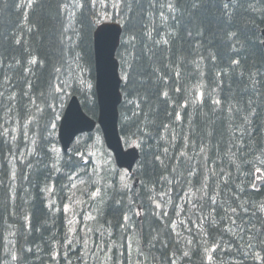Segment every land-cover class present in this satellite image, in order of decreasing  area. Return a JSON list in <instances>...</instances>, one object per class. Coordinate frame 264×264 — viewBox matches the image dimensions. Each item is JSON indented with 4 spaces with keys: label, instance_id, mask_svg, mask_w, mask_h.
<instances>
[{
    "label": "trees",
    "instance_id": "16d2710c",
    "mask_svg": "<svg viewBox=\"0 0 264 264\" xmlns=\"http://www.w3.org/2000/svg\"><path fill=\"white\" fill-rule=\"evenodd\" d=\"M102 14L122 25L118 129L140 151L134 186L111 163L97 174L52 150L58 88L97 117ZM263 27L264 0H0V264H264ZM79 168L93 217L70 237Z\"/></svg>",
    "mask_w": 264,
    "mask_h": 264
},
{
    "label": "water",
    "instance_id": "95a60500",
    "mask_svg": "<svg viewBox=\"0 0 264 264\" xmlns=\"http://www.w3.org/2000/svg\"><path fill=\"white\" fill-rule=\"evenodd\" d=\"M121 33V26L115 22H102L96 26L93 33V52L98 116L95 120L86 115L77 96H71L59 122L58 140L62 150L66 152L78 134L90 133L98 125L117 167L131 172L139 153L136 147L124 149L118 131V107L122 94L119 63L115 54ZM261 33L264 49V28ZM257 177L260 178L261 175L258 174ZM260 184H264V180H258L254 187L258 188Z\"/></svg>",
    "mask_w": 264,
    "mask_h": 264
},
{
    "label": "rangeland",
    "instance_id": "374dc122",
    "mask_svg": "<svg viewBox=\"0 0 264 264\" xmlns=\"http://www.w3.org/2000/svg\"><path fill=\"white\" fill-rule=\"evenodd\" d=\"M102 18H103V21H114L111 16H105L104 14H102ZM118 22V21H117ZM81 72H79V78L81 79V85L83 88H91L92 84H91V81L89 79V77H86L85 78V75H86V72L82 69L80 70ZM83 73H85V75H83ZM59 89V93L61 94L59 96V104H58V109H57V116H58V120L60 119V116H61V113L67 103V94H70V92L68 91V88H58ZM64 90V92H63ZM70 96V95H69ZM57 125H53L52 129H55ZM57 134V128H56V131H55V135ZM79 141V140H78ZM101 145H103L102 143V138H100L97 135H94L92 136V142H91V146L89 147L90 149L87 151L86 154L83 155V159L85 160V165L87 164L88 166V169H90L92 167V160H94V163L96 164L95 165V168L92 169L91 171H96L97 174H100L101 171L105 168L107 162H110V158L107 157V160L104 162L101 160V154H105L104 150L101 149ZM52 150H54L56 156H59L61 155V150L59 148V145H56V146H53ZM33 152V148L28 150V155H31ZM71 154H74L76 156H79L80 155V152L78 153H74L73 150L71 152ZM91 158V161L90 159ZM80 172L81 170L79 169L78 173L75 174V175H69L68 178H70L71 180V190L70 192L68 193V201H70L71 203H73V206L75 208H78V210L76 211V213H74V215L72 216H69V217H66V219H68L67 223L69 225V228L72 229L70 233V237H72L74 235V233L77 231L76 230V227H85L84 225V222L88 221L89 219H91L93 216H92V212L89 211L87 208L85 207H82V204H80V196H79V191L80 189H82V186L83 185V181H85L86 179L83 178V177H78V175H80ZM77 178H80L79 180H77ZM119 178H120V181L121 183H126V184H129V185H132L133 184V181H131L129 179V176L128 175H125V174H121L119 175ZM94 180V182L96 181V185L95 186H86L85 190L88 191V196L89 198H93L95 197L96 195H98V193H100V188H98L99 186V183H100V180L102 178H100V180H97V178H91ZM119 181V179H118ZM76 188L78 189V192L76 191ZM86 199V198H85ZM70 206V204L68 205ZM68 213H70V211H68ZM81 216V217H80ZM79 218H82V220L80 221ZM79 222H83V225H79ZM82 230V229H81ZM10 262L6 263V264H9Z\"/></svg>",
    "mask_w": 264,
    "mask_h": 264
},
{
    "label": "bare ground",
    "instance_id": "6f19581e",
    "mask_svg": "<svg viewBox=\"0 0 264 264\" xmlns=\"http://www.w3.org/2000/svg\"><path fill=\"white\" fill-rule=\"evenodd\" d=\"M29 1V0H28ZM66 12V11H65ZM63 13V12H62ZM160 38V37H159ZM121 43V42H120ZM120 46V45H119ZM176 49V48H175ZM199 49V48H198ZM182 53V51H181ZM195 53V52H194ZM118 60V59H117ZM34 64V63H33ZM120 68V67H119ZM22 72V71H21ZM34 74V73H33ZM75 76V75H74ZM59 81V80H58ZM121 89V88H120ZM61 95V94H60ZM54 101H55V98H54ZM171 102V101H170ZM54 104V103H53ZM174 115V114H173ZM43 126V125H42ZM34 139V138H33ZM3 151V150H2ZM206 171V170H205ZM208 172V171H207ZM211 175V174H210ZM27 212V211H26ZM20 218V217H19ZM29 218V217H28ZM2 223V222H1ZM12 224V223H11ZM16 228V227H15ZM1 246V244H0ZM237 246V245H236ZM19 247V246H18ZM232 250V249H231ZM6 255V254H5Z\"/></svg>",
    "mask_w": 264,
    "mask_h": 264
}]
</instances>
